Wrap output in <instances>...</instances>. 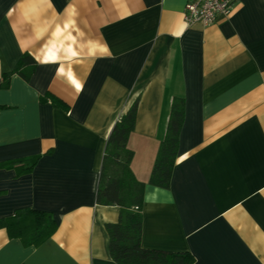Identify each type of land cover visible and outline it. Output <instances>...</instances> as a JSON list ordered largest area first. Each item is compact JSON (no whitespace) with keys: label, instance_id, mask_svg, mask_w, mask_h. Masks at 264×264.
Masks as SVG:
<instances>
[{"label":"crops","instance_id":"1","mask_svg":"<svg viewBox=\"0 0 264 264\" xmlns=\"http://www.w3.org/2000/svg\"><path fill=\"white\" fill-rule=\"evenodd\" d=\"M188 1L0 0V219L31 209L56 221L37 246L0 227V264H116L105 224L119 207L96 189L110 130L136 100L126 147L145 183L141 245L264 264V0H232L207 26L185 24ZM26 52L29 79L3 87ZM174 97L184 118L162 188L149 178ZM34 156L30 169L6 165Z\"/></svg>","mask_w":264,"mask_h":264},{"label":"trees","instance_id":"2","mask_svg":"<svg viewBox=\"0 0 264 264\" xmlns=\"http://www.w3.org/2000/svg\"><path fill=\"white\" fill-rule=\"evenodd\" d=\"M35 59L24 53L12 71L2 74L1 85L7 86L13 73L28 80L35 67ZM54 105L58 99L46 95ZM137 113V100L114 123L107 137L96 189V202L102 205H117L119 217L116 222L105 224L108 234L109 255L116 264H193L189 252L149 249L141 245L142 203L145 183L138 181L130 169L132 151L126 147L127 137L133 130ZM184 118V99L174 97L171 102L165 136L162 139L149 184L167 188L177 157L179 133ZM36 157L21 158L6 162V165L22 163L30 169ZM28 164V165H27ZM0 227L9 237L19 239L26 246H37L56 229V221L50 212L31 209L18 210L13 216L0 219Z\"/></svg>","mask_w":264,"mask_h":264},{"label":"built area","instance_id":"3","mask_svg":"<svg viewBox=\"0 0 264 264\" xmlns=\"http://www.w3.org/2000/svg\"><path fill=\"white\" fill-rule=\"evenodd\" d=\"M232 7V0H189L184 7L183 19L186 25L207 26L227 17Z\"/></svg>","mask_w":264,"mask_h":264}]
</instances>
